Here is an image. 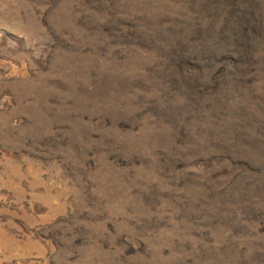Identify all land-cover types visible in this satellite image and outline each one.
<instances>
[{"label":"rangeland","instance_id":"rangeland-1","mask_svg":"<svg viewBox=\"0 0 264 264\" xmlns=\"http://www.w3.org/2000/svg\"><path fill=\"white\" fill-rule=\"evenodd\" d=\"M0 264H264V0H0Z\"/></svg>","mask_w":264,"mask_h":264}]
</instances>
